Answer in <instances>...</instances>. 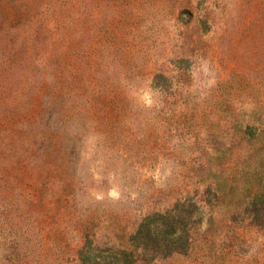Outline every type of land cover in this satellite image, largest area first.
I'll use <instances>...</instances> for the list:
<instances>
[{
  "label": "rangeland",
  "instance_id": "rangeland-1",
  "mask_svg": "<svg viewBox=\"0 0 264 264\" xmlns=\"http://www.w3.org/2000/svg\"><path fill=\"white\" fill-rule=\"evenodd\" d=\"M0 264H264V0H0Z\"/></svg>",
  "mask_w": 264,
  "mask_h": 264
},
{
  "label": "trees",
  "instance_id": "trees-1",
  "mask_svg": "<svg viewBox=\"0 0 264 264\" xmlns=\"http://www.w3.org/2000/svg\"><path fill=\"white\" fill-rule=\"evenodd\" d=\"M52 117H50V131H48V135L45 134L43 136V145L44 149L42 150V153L45 154V157H47L50 154L49 159H54L53 156L59 155L58 153V146H59V141L55 140V133L54 130L58 124H62L64 122V116L61 114L59 110H54L52 108ZM55 111V112H54Z\"/></svg>",
  "mask_w": 264,
  "mask_h": 264
}]
</instances>
